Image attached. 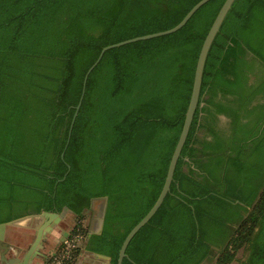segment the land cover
I'll return each mask as SVG.
<instances>
[{"label":"trees","instance_id":"1","mask_svg":"<svg viewBox=\"0 0 264 264\" xmlns=\"http://www.w3.org/2000/svg\"><path fill=\"white\" fill-rule=\"evenodd\" d=\"M196 1L0 0V222L66 205L70 235L84 240L61 264L84 248L116 264L154 203L224 0L173 32L106 49L69 133L87 68L104 45L169 28ZM104 196L102 231L88 235L85 210ZM126 253L121 264H264V0L227 11L170 189Z\"/></svg>","mask_w":264,"mask_h":264},{"label":"water","instance_id":"2","mask_svg":"<svg viewBox=\"0 0 264 264\" xmlns=\"http://www.w3.org/2000/svg\"><path fill=\"white\" fill-rule=\"evenodd\" d=\"M206 1L207 0L196 1L187 10V12L182 16V18L175 25H173L169 28L154 31V32H149V33H145V34L136 35L133 37H129V38L117 41V42H113V43L104 45L100 49L96 59L87 68V70L83 76L81 93H80L78 102L75 105V111L72 115V119L70 122L69 133H70L74 118L77 114V111H78L79 106H80L81 101H82V97H83V94L85 91V84H86V79H87L88 73L96 65V63L99 61L103 52L106 49L114 47V46H118V45H121V44H124L127 42L136 41L139 39H146V38H150V37H154V36L173 32V31L177 30L178 28H180L189 19V17L195 12V10ZM233 1L234 0H224L222 2L221 6L219 7L213 21L211 22L210 27H209V29H208V31H207V33H206V35L202 41V44H201L199 52H198L196 64H195L192 89H191V94H190V98L188 101V105H187V108L185 111L183 124H182L180 133L178 135V139L175 143V146L173 148V151L171 153V156H170V159L168 162L167 171H166V175H165L163 185L160 189V192H159L157 198L155 199V201L151 205V207L148 209V211L126 233V235H125L124 239L122 240V243L119 247L116 264L122 263L123 257L127 256L126 247L129 243L130 239L137 232V230L141 226H143V224L146 223L149 220V218L155 213L157 208L162 203L166 193L170 189V183H171L172 178H173L174 168H175L177 159L180 155L182 145H183L185 138L187 136V133H188L190 123L192 121L195 109L197 107L204 63H205V59H206L209 47L211 45V42H212L214 36L216 35L217 31L219 30V27H220L225 15H226L227 11L231 7V4ZM63 152L64 151H62L60 154L61 157L63 156ZM68 168H69V165H68ZM67 171L64 173V176L66 175ZM106 200H107V196H104L103 200L101 201V205L99 207L98 215H97L96 219L94 220L93 228L89 230V234L90 233H100L102 231L103 221H104V212H105V207H106ZM67 211H71V210L65 205L62 207V209L59 212L42 210L41 212L37 213V215H39V217L42 218V221L35 226V233L33 235L31 242L26 247V249L22 252V254L15 255V256H12L9 258L6 257L4 254V251L6 250L7 247L4 244L3 229H4V226L7 223L11 222V220H13V219L0 222V247L2 248L0 256H1L2 260L4 261V263L5 264H29L32 261V259L35 257H42V259L45 260L51 252L50 251L47 254L45 252H43V250L45 248V242L47 240V236L49 233H51L53 231L54 227L63 219V217L65 216ZM29 215H34V214H29ZM67 234H68L67 231H63L62 236L60 237V240L62 241ZM90 252H92L97 257L103 258L106 264H113L110 261L109 255L99 253V252H94V251H90Z\"/></svg>","mask_w":264,"mask_h":264},{"label":"crops","instance_id":"3","mask_svg":"<svg viewBox=\"0 0 264 264\" xmlns=\"http://www.w3.org/2000/svg\"><path fill=\"white\" fill-rule=\"evenodd\" d=\"M39 218V219H35ZM42 221V218L39 215H23L17 217L11 222L7 223L4 226L3 234H4V244L6 245V250L4 254L6 257H12L15 255H20L29 245L32 239L24 240L23 238H19L20 234L23 232H27L32 230L35 233V226ZM66 226L64 223L57 224L53 231L48 234L47 240L45 242V248L43 252L46 254L49 253L55 246L58 244V240L62 235L63 231L66 230ZM33 238V237H32ZM2 248L0 247V253ZM44 260L42 257H35L29 264H43ZM0 264H5L0 256ZM77 264H106L104 259L101 257H97L92 252L88 250H83L81 255L78 257Z\"/></svg>","mask_w":264,"mask_h":264},{"label":"rangeland","instance_id":"4","mask_svg":"<svg viewBox=\"0 0 264 264\" xmlns=\"http://www.w3.org/2000/svg\"><path fill=\"white\" fill-rule=\"evenodd\" d=\"M100 203H101V199L100 198L93 199L92 200V203H91V211L89 213H86V215L84 216V218L82 220L83 224L90 225L89 228H91V229L93 228V225H94V219L98 215ZM35 219H39V218H35ZM74 221H75V215H74V213H72L71 211H67L66 214H65V216L63 217V219L60 222L61 223H64V225L66 226L65 228L67 230V229L71 228V226L74 224ZM33 235H34V233L32 232V230H30V231L23 232L22 234H20L19 235L20 236L19 238H23L26 241V240L32 239ZM59 240H58V242H59ZM80 245L81 246L83 245V241H80ZM83 250L84 249H82L80 251L79 256L81 255V253H82ZM241 255H242V252H241V250H239L237 252V256H241ZM203 264H210V263L208 261H206ZM230 264H236V260H233Z\"/></svg>","mask_w":264,"mask_h":264},{"label":"built area","instance_id":"5","mask_svg":"<svg viewBox=\"0 0 264 264\" xmlns=\"http://www.w3.org/2000/svg\"><path fill=\"white\" fill-rule=\"evenodd\" d=\"M84 240V234L81 232H77L75 234L70 235L68 233L65 238L60 241L59 244L55 246V248L50 252L49 258L52 257L51 264H61L63 257H68L71 249L80 245V241Z\"/></svg>","mask_w":264,"mask_h":264},{"label":"flooded vegetation","instance_id":"6","mask_svg":"<svg viewBox=\"0 0 264 264\" xmlns=\"http://www.w3.org/2000/svg\"><path fill=\"white\" fill-rule=\"evenodd\" d=\"M98 198H100V197H98ZM95 199V198H94ZM101 199V201L103 200V198H100ZM93 200V199H92ZM100 205H101V203H100ZM100 207V206H99ZM91 211V207H89V208H87L86 210H85V215H86V213H89ZM72 212V211H71ZM73 213V212H72ZM31 214H37V213H31ZM74 215H75V213H74ZM75 219H76V216H75ZM96 219V218H95ZM94 219V220H95ZM75 222V221H74ZM74 225V224H73ZM72 225V226H73ZM72 226H71V228H72ZM71 228H69V229H67V230H65V231H67L68 233H70V230H71ZM91 228H89V230H90ZM88 235H89V231H88ZM60 241L61 240H59V242H58V244L60 243ZM84 250H85V248H84Z\"/></svg>","mask_w":264,"mask_h":264}]
</instances>
